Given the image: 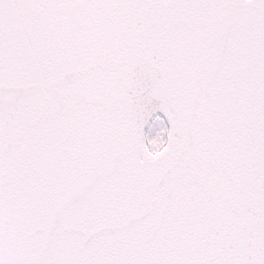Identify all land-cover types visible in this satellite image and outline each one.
<instances>
[{"label": "snow or ice", "instance_id": "6c2138e0", "mask_svg": "<svg viewBox=\"0 0 264 264\" xmlns=\"http://www.w3.org/2000/svg\"><path fill=\"white\" fill-rule=\"evenodd\" d=\"M0 264H264V0H0Z\"/></svg>", "mask_w": 264, "mask_h": 264}]
</instances>
